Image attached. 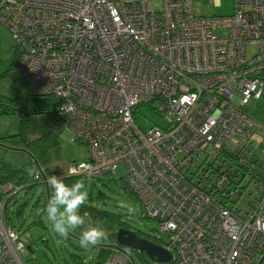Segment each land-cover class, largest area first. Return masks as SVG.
<instances>
[{
    "label": "built area",
    "instance_id": "obj_1",
    "mask_svg": "<svg viewBox=\"0 0 264 264\" xmlns=\"http://www.w3.org/2000/svg\"><path fill=\"white\" fill-rule=\"evenodd\" d=\"M193 1L0 0V23L31 90L60 99V128L86 145L68 174L101 178L125 164L175 264H264L262 129L244 108L264 85V0H233L225 16L196 15ZM143 105L165 124L141 130ZM240 165L260 173L244 209ZM19 190L0 185V264H32L5 217Z\"/></svg>",
    "mask_w": 264,
    "mask_h": 264
},
{
    "label": "rangeland",
    "instance_id": "obj_2",
    "mask_svg": "<svg viewBox=\"0 0 264 264\" xmlns=\"http://www.w3.org/2000/svg\"><path fill=\"white\" fill-rule=\"evenodd\" d=\"M193 11L196 15L202 16L230 15L234 12V1L215 0L210 3L209 0H195L193 1ZM252 49L253 47L248 49V54ZM15 55L16 47L12 32L5 24L0 23V73L10 66ZM0 91L9 96H14L16 93L8 78H0ZM244 108L250 116L257 120L260 128L264 130V85L259 97L250 98ZM133 117L141 130H147L154 124L159 126L165 124V120L160 113L149 106H140ZM49 129L45 114L31 116L26 127L28 140L47 133ZM17 130L18 117L16 115L0 117V137L15 134ZM262 130H260L262 141L257 146V153H255L261 158L257 159V162L254 161V163L258 169L264 171V132ZM58 135L59 157L55 162V166H53L54 168L65 170L69 162L80 161L87 157L85 144L72 141L68 132L61 128ZM29 159L30 157L25 149H11L0 142V160L3 163L25 166L28 173H33L34 169L28 164ZM126 171V165L119 164L114 174H107L102 178L77 177L76 181H83L88 192V199L85 203L111 211L127 223L129 228L155 238L159 237L162 244H168V234L166 232L160 233L157 230L158 222L146 218L140 200L130 191L124 190L119 183V179H123ZM38 183L28 189L19 190L11 204L6 208V214L9 217L8 222L19 229L22 237L30 243L31 249H26L24 260H28L32 264L36 262L38 264H60L63 262L69 264H95V247L82 248L79 245V238L74 236L72 232L69 233L67 238H63L53 230L46 211V206L51 197H48L45 186L40 184V181ZM257 186L258 182L249 181V177L241 182L236 189L237 195H239L236 203L238 208L244 209L247 206V200L251 197L257 199L260 196L259 189H256ZM251 201H254V199ZM19 206L22 212L16 214ZM129 209H132V211H129ZM75 259L78 260L75 261ZM111 261L109 264H113L114 261L118 264H127L126 257L121 254L112 256Z\"/></svg>",
    "mask_w": 264,
    "mask_h": 264
},
{
    "label": "trees",
    "instance_id": "obj_3",
    "mask_svg": "<svg viewBox=\"0 0 264 264\" xmlns=\"http://www.w3.org/2000/svg\"><path fill=\"white\" fill-rule=\"evenodd\" d=\"M18 65L19 52L16 50L15 58L10 66L5 71L0 73V78H8L11 82V86L16 90L14 96L6 95L0 91V117L10 115H16L18 117L17 132L15 134L1 136L0 142L7 145L8 148L11 149H25L30 157L28 164H30L34 170L33 173H28L25 166L10 165L3 163V161L0 160V185L4 183H11L14 186H19L20 190H25L40 181V184L45 186L48 197H52L53 189L48 184L50 177L56 176L63 179V182L68 186L69 190H71V186L76 182L77 177H88L68 174L67 166L65 170L53 167L59 157L58 134L61 123L56 112L60 104V99L54 97L53 95L41 94L31 90L26 77L18 70ZM37 114L46 115V120L50 129L47 133L33 138L32 140H28V134L26 132L27 122L31 116ZM220 155V161L224 158V160H222L223 164L234 160L233 156H230L229 153H223ZM238 170L239 171L237 172L236 169L234 173L237 172L238 174L236 173V175H241V180H243L246 176H250L249 181H252L260 174L256 169L255 171H251L244 165H240ZM43 179H47V182H44ZM119 183L124 190L130 191L135 196L133 191L128 188V185L123 181V179H119ZM15 195L16 193L8 195L5 202V217L7 220L9 217L6 214V208L11 204ZM79 211L80 215H83L85 212L88 213V216L85 217L84 227H87L89 224H98L108 231L107 240L94 246L96 248L95 264H104L105 262L111 260L112 256L116 253L124 255L126 257L127 264L156 263L153 259L148 257L144 251L126 248L117 242L116 233L119 228L124 227L131 229L117 214L102 208L94 207L87 203L81 206ZM19 212H22L20 206L17 209L16 214H19ZM81 231L82 228H77L72 233L74 236L79 238ZM134 231L137 234L160 244V241L155 237L135 229ZM27 248L31 249L29 242H27ZM76 260L78 259H75V261ZM35 264L38 263L36 262ZM60 264L69 263L63 262ZM156 264H175V261L172 258L169 262Z\"/></svg>",
    "mask_w": 264,
    "mask_h": 264
},
{
    "label": "clouds",
    "instance_id": "obj_4",
    "mask_svg": "<svg viewBox=\"0 0 264 264\" xmlns=\"http://www.w3.org/2000/svg\"><path fill=\"white\" fill-rule=\"evenodd\" d=\"M48 184L53 189V195L48 201L46 211L53 230L60 237L67 238L70 232L82 228L79 236V245L82 248L94 247L107 240L108 231L104 227L98 224L84 227L88 213L80 215L79 210L87 201L88 192L83 181H76L71 190L63 179L56 176L50 177Z\"/></svg>",
    "mask_w": 264,
    "mask_h": 264
},
{
    "label": "water",
    "instance_id": "obj_5",
    "mask_svg": "<svg viewBox=\"0 0 264 264\" xmlns=\"http://www.w3.org/2000/svg\"><path fill=\"white\" fill-rule=\"evenodd\" d=\"M117 242L123 247L144 251L148 257L157 263H166L172 260V253L164 245L137 234L133 229L121 227L116 233Z\"/></svg>",
    "mask_w": 264,
    "mask_h": 264
},
{
    "label": "crops",
    "instance_id": "obj_6",
    "mask_svg": "<svg viewBox=\"0 0 264 264\" xmlns=\"http://www.w3.org/2000/svg\"><path fill=\"white\" fill-rule=\"evenodd\" d=\"M117 254V253H116ZM117 255H120V254H117Z\"/></svg>",
    "mask_w": 264,
    "mask_h": 264
}]
</instances>
